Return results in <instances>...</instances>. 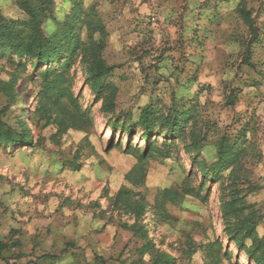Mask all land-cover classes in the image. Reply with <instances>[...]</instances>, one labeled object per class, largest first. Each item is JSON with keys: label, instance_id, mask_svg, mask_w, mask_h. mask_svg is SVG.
Returning <instances> with one entry per match:
<instances>
[{"label": "rangeland", "instance_id": "374dc122", "mask_svg": "<svg viewBox=\"0 0 264 264\" xmlns=\"http://www.w3.org/2000/svg\"><path fill=\"white\" fill-rule=\"evenodd\" d=\"M13 1L0 0L1 14L24 19ZM54 4L60 21L79 6L82 44L66 79L88 123L57 126L51 102L39 103L41 78L31 65L0 60V84L8 87L0 92L1 118L30 138L0 148V243L11 245L0 252V264H50L43 257H58L62 264H252L225 238L219 198L233 181L254 189L244 201L259 218L256 237L264 236V0ZM240 9L247 11L259 42L252 40ZM97 24L101 33L92 30ZM96 57L111 69L105 83L114 89V113L125 130L111 133L106 124L112 115L102 113L103 99L89 85ZM148 105L159 116L191 108L184 139L170 141L175 144L167 150L159 132L144 141L137 124ZM222 136L236 137L244 158L217 180H204L185 144L198 138L199 160L209 166ZM149 143L159 152L141 158ZM164 189L197 196L164 204L163 217L154 204ZM121 191L143 197L141 216L115 206ZM139 225L145 238L133 231Z\"/></svg>", "mask_w": 264, "mask_h": 264}, {"label": "trees", "instance_id": "16d2710c", "mask_svg": "<svg viewBox=\"0 0 264 264\" xmlns=\"http://www.w3.org/2000/svg\"><path fill=\"white\" fill-rule=\"evenodd\" d=\"M14 5L25 15L24 19H9L4 17L0 11V60L6 59L19 68H25L30 64L33 73L41 78V90L38 95L39 103L51 102L56 111L54 123L65 130L66 128H83L88 123V118L77 110L76 100L70 93L71 83L66 79L67 68L74 55L80 49L76 27L79 23V6L72 8L64 21H60L55 15L54 0H14ZM94 15V12L90 10ZM245 25L249 28L252 40H259L256 36L255 27L247 11H238ZM99 23V22H98ZM93 31H103L100 24L92 27ZM102 30V31H101ZM259 42V41H257ZM98 49L101 43H96ZM62 60L60 63L59 61ZM45 67L44 69H42ZM111 69L106 67L103 61L96 57L90 70L89 85L98 98L103 99L101 111L103 114H111L106 126H110L111 133L124 129L126 124L122 122L121 115H115L113 102L114 89L105 83ZM8 87L0 84V92H7ZM66 99L71 105L61 103ZM233 104V103H231ZM42 112L50 115L51 110L41 106ZM191 108H175L166 115H158V111L150 105L141 111L137 126L142 128V139L148 141L150 135L159 132L165 136L164 144L166 150L171 146L172 140H183V129L191 119ZM0 113V148L13 146L17 143L26 144L30 139L28 134L22 130L20 133L14 131L1 118ZM123 118V116H122ZM50 120V118L48 119ZM155 128L156 131H155ZM128 135L133 133L131 127L127 128ZM204 139V138H203ZM191 144H185L187 154L193 165H196L204 180H217L221 174L229 168L232 170L244 158L243 148L239 147L236 137L222 136L216 144V159L207 166L203 160H199L202 154V146L198 138L192 137ZM154 143H149L143 150L141 158L148 156L154 149ZM164 158L169 154L164 153ZM254 191V189H252ZM237 186L233 181L231 184L221 188L219 198L221 218L223 221V234L225 238L235 244L239 251L244 252L252 264H264V236L256 237V227L259 218L250 210V206L244 201L245 196L252 192ZM245 192V193H244ZM195 194L192 191L178 193L172 189H164L158 193L154 209L163 216L164 204L178 203L185 195ZM143 197L135 198L128 191H121L116 196L115 206L125 215L141 216L145 207ZM164 217V216H163ZM139 225L133 229L135 234L145 238V231ZM137 231V232H136ZM250 240V246L245 244ZM14 244V243H13ZM14 246V245H13ZM11 247L8 243H0V252ZM44 261L50 260V264H62L63 260L58 257H43ZM169 262L163 261L162 264Z\"/></svg>", "mask_w": 264, "mask_h": 264}]
</instances>
